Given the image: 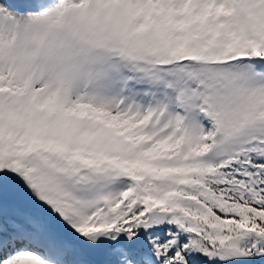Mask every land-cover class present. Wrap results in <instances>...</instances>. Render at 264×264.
Here are the masks:
<instances>
[{"label": "snow or ice", "instance_id": "1", "mask_svg": "<svg viewBox=\"0 0 264 264\" xmlns=\"http://www.w3.org/2000/svg\"><path fill=\"white\" fill-rule=\"evenodd\" d=\"M0 264H264V0H0Z\"/></svg>", "mask_w": 264, "mask_h": 264}]
</instances>
